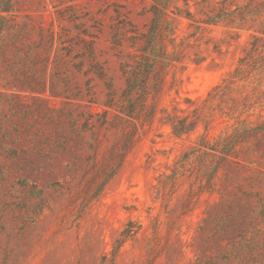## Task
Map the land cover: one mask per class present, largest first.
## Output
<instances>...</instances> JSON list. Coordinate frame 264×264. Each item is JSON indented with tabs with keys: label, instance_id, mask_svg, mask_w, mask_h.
<instances>
[{
	"label": "rangeland",
	"instance_id": "1",
	"mask_svg": "<svg viewBox=\"0 0 264 264\" xmlns=\"http://www.w3.org/2000/svg\"><path fill=\"white\" fill-rule=\"evenodd\" d=\"M0 264H264V0H0Z\"/></svg>",
	"mask_w": 264,
	"mask_h": 264
},
{
	"label": "trees",
	"instance_id": "2",
	"mask_svg": "<svg viewBox=\"0 0 264 264\" xmlns=\"http://www.w3.org/2000/svg\"><path fill=\"white\" fill-rule=\"evenodd\" d=\"M195 127V122H187L185 118H179L178 116H175L171 122L172 134H174L175 136L187 134L193 131Z\"/></svg>",
	"mask_w": 264,
	"mask_h": 264
}]
</instances>
